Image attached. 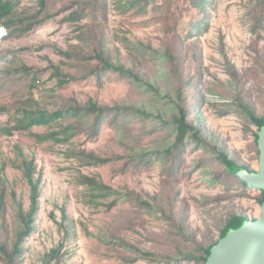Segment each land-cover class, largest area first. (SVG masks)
Here are the masks:
<instances>
[{"label": "rangeland", "instance_id": "1", "mask_svg": "<svg viewBox=\"0 0 264 264\" xmlns=\"http://www.w3.org/2000/svg\"><path fill=\"white\" fill-rule=\"evenodd\" d=\"M41 1L20 0L15 17L26 19L25 23L0 31V109L6 107L15 114L31 99L48 111L85 106L91 100L103 106L152 104L149 96L115 74L102 80L92 75L101 67L96 55L105 52L113 61H122L157 83L164 90L165 104L172 103L169 95L177 105L188 102L192 118L197 117L200 101L203 117L198 128L208 149L193 151L191 146L184 167L170 178L158 162L141 169L130 165L123 172L128 148L117 140L113 124H106L93 141L83 134L66 146L38 144L27 133L13 137L0 134V166L7 164L5 174L11 191L23 200L25 209L30 204L29 188L21 172L11 165L18 148L28 159H34L43 173L40 210L35 231L25 242L22 264H42L43 258L60 246V264H158L143 260L132 263L137 254L127 251L123 243L179 261V251L194 252L217 242L232 216L260 218L261 192L243 188L235 177L228 178L219 154L259 171L253 136L257 127L248 122L236 101L242 100L258 117L264 116V0H210L204 13L191 4L192 0H155L146 13L137 12L138 7L127 11L121 8L120 0H109L106 16L89 12L88 18L76 24L63 21L69 13L66 8L75 0H45L43 11ZM38 13L39 19L48 20L21 34L20 29ZM206 16L211 23L209 33L195 37L197 32L193 31V36H188L191 23ZM140 45L171 48L176 59L172 67H181L182 78L174 75L167 79L157 62L137 52ZM23 67L41 75L36 90H31L34 76H28ZM56 68L66 81L63 85L52 77ZM9 119L8 112H0V127ZM163 127L162 122L137 121L129 129L127 145L142 151L155 149L169 137ZM52 130L37 127L33 131L42 134ZM69 150L123 159L82 167L78 160L66 157ZM81 175L97 177L118 191L134 192L157 207L155 215L150 216L131 200L112 209L95 207L90 204L89 192L78 184ZM112 200L101 202L108 205ZM63 214L71 220L73 232L68 240L60 226L69 225ZM8 219V233L3 232L0 221L1 237H13L11 209Z\"/></svg>", "mask_w": 264, "mask_h": 264}, {"label": "trees", "instance_id": "2", "mask_svg": "<svg viewBox=\"0 0 264 264\" xmlns=\"http://www.w3.org/2000/svg\"><path fill=\"white\" fill-rule=\"evenodd\" d=\"M42 10H45V0L41 1ZM155 0H120L122 9L131 10L138 7L137 12L146 13L149 5L153 4ZM210 0H192L194 7L201 12H206L204 8L209 5ZM20 4V0H0V31L13 30L19 24L25 23L26 19L16 18L15 13ZM69 12L63 21L66 23L76 24L86 18L88 14H103L107 15L109 11V0H75L70 7L66 8ZM40 13L30 18V23L20 29L21 34H26L33 31L36 26L44 24L48 17L39 19ZM211 23L209 17L194 20L189 28V35L193 36V31H196L195 37H203L209 33ZM141 49L137 52L142 54L143 58L150 57L149 61H155L160 66L161 71H165L164 76L168 79L174 75L177 79L182 78L181 67L179 65L172 67L175 63V56L171 48L166 50H157L152 47H144L140 45ZM96 59L100 62L101 67H97L92 71V75L102 80L108 74H115L121 79L128 81L132 86L138 89L141 93L149 96L154 102L150 105L139 104L136 106H128L119 104L115 106H103L97 104L95 101H89L85 106H71L68 108L59 109L56 111H48L41 108L37 101H28L23 107L18 108L15 114L11 113L8 108L3 107L0 109L1 113H9L10 119L5 126L0 127V134L7 137H13L17 133H27L34 138L38 144L53 143L57 145H71L73 141L83 134H87L90 140H95L99 137L106 124H113L115 126L117 140L121 144L127 146L128 161L124 164L122 171L125 172L133 165L137 169L145 166H153L157 162L160 163L166 171L168 177L175 178L176 174L184 167L186 153L193 146V151L208 149L206 141L202 138V131L198 128L199 120L202 119V105L200 101L197 102V117L192 118V109L186 102V106L176 104L172 95H169L171 104L168 105L162 101L163 89L159 88L157 83L145 78L143 75L138 74L133 68H130L122 61H113L112 58L105 52H99ZM170 66L172 67L170 70ZM23 70L28 76H34V83L31 90H36V81L41 76L29 71V68L23 67ZM56 72L52 75L53 78L60 80V84L66 83L62 79L63 75L59 68L55 69ZM234 78L237 74H232ZM187 85L191 84L190 80L185 82ZM197 89V86H196ZM177 98L181 102V90L177 93ZM237 108L243 110L248 122L255 127L257 131L253 134L254 144L257 147V133L258 128L261 126L264 116L258 117L256 113L245 104L242 100L237 99ZM166 107V108H164ZM151 122L153 124H160L162 122L163 130L169 134L166 142L157 143L155 149H146L142 151L140 147L127 145V139L130 127L136 122ZM48 127L54 129L52 131L37 134L34 133V128ZM159 126H156L158 128ZM160 131V129H159ZM129 146V147H128ZM258 151V147H257ZM67 158H74L80 162L82 167H97L114 163L117 160L123 159V156L115 155L113 157L99 156L93 152L69 150L66 152ZM219 158L226 168V164L236 162L229 160L225 153H220ZM225 160V161H224ZM14 169L21 172L24 180L29 188V207L25 209L22 199L17 198V194L11 191L10 183L6 177L5 171L7 164L4 163L0 166V221L3 232L8 233L10 228V221L8 219L9 209L13 213V237L5 235L0 236V264H22V258L25 252V242L27 238L35 231L36 218L40 210V197L42 193L43 173L38 171V167L34 159H28L20 148L17 150L15 160L11 162ZM240 166V165H237ZM243 166V165H242ZM250 169L248 166H244ZM251 170V169H250ZM226 176L228 178L233 176L226 168ZM236 178V177H235ZM79 186L85 188L91 197L90 204L95 207L107 206L109 209L117 206L119 202L131 200L139 208L144 209L150 216H154L157 207L144 200L142 197L137 196L134 192H122L113 189L112 187L104 184L97 177H90L81 175L78 178ZM245 189L248 187L240 183ZM11 196V204L9 197ZM113 199L108 205L102 203V200ZM264 201V195L258 199L259 204ZM247 217L232 216L224 228L220 231L219 239L226 233L229 227L241 223ZM63 220L69 222L68 227L61 223L62 229L65 231V239L68 240L72 235V226L70 217L63 214ZM185 223V221H184ZM183 233L184 229L176 225ZM218 242V241H217ZM213 243L208 247H199L197 251L185 252L179 251L181 259L164 258L152 252H145L136 247L123 243L127 251L136 252L137 257L132 259V263L139 260L148 261L158 264H171L170 262H196L205 264L210 249L217 244ZM62 246L57 249L51 250L42 261V264H60ZM199 254H198V253Z\"/></svg>", "mask_w": 264, "mask_h": 264}, {"label": "water", "instance_id": "3", "mask_svg": "<svg viewBox=\"0 0 264 264\" xmlns=\"http://www.w3.org/2000/svg\"><path fill=\"white\" fill-rule=\"evenodd\" d=\"M256 139L258 172L233 163L226 164V168L244 186L264 195V120ZM260 205V218H247L229 227L210 249L205 264H264V201Z\"/></svg>", "mask_w": 264, "mask_h": 264}]
</instances>
